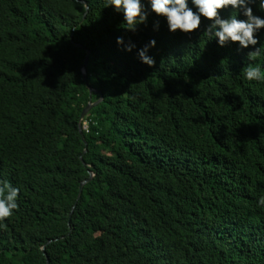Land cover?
I'll use <instances>...</instances> for the list:
<instances>
[{
	"label": "trees",
	"instance_id": "trees-1",
	"mask_svg": "<svg viewBox=\"0 0 264 264\" xmlns=\"http://www.w3.org/2000/svg\"><path fill=\"white\" fill-rule=\"evenodd\" d=\"M107 3L0 0V264H264V28L220 46L203 16L170 32L142 0L133 32Z\"/></svg>",
	"mask_w": 264,
	"mask_h": 264
},
{
	"label": "clouds",
	"instance_id": "clouds-1",
	"mask_svg": "<svg viewBox=\"0 0 264 264\" xmlns=\"http://www.w3.org/2000/svg\"><path fill=\"white\" fill-rule=\"evenodd\" d=\"M191 2L196 11L188 6V0H149L151 10L157 16L166 18L170 32L179 30L189 34L200 27L203 16L211 21L205 31L210 37L218 38L220 46H224L228 42H238L239 47L243 49L258 44L256 33L264 28V18L255 15L250 7L251 4L257 3V0H191ZM109 5L114 6L117 12H123L127 30L134 32L138 24L145 23L147 20L148 14L142 0H108L106 6ZM229 6L238 11L242 10L246 19H237V15L221 18V12ZM258 9L264 11V0H258ZM117 43L122 44L123 37H117ZM155 44L156 41L151 40L138 53L141 61L149 66L153 65L155 61L146 55V52L149 47H154ZM132 47L134 45H129L127 50L131 51ZM258 55L259 48H255L247 54V57L249 60H255ZM244 76L248 81L264 79L260 68L253 66L246 69ZM18 194L19 189L12 187L8 182L0 185V222L10 217L12 211L18 207L16 203ZM259 205L264 206V197L260 198Z\"/></svg>",
	"mask_w": 264,
	"mask_h": 264
},
{
	"label": "water",
	"instance_id": "water-1",
	"mask_svg": "<svg viewBox=\"0 0 264 264\" xmlns=\"http://www.w3.org/2000/svg\"><path fill=\"white\" fill-rule=\"evenodd\" d=\"M78 47H80V46H78ZM89 54H90V51H87V56H86V58H85L84 67L87 65V61H88V58H89ZM83 76H84V79L86 80L87 75H86V70H85V69L83 70ZM90 89H91V93H93V92L95 91L93 88H90ZM102 100H103V98H102L99 102H97V103H90V104L88 105V107L83 111L82 116H81V120H83V119L88 115V113H89V112H90V111H91L96 105L100 104V103L102 102ZM80 122H81V121H80ZM79 133H80V135H81V137H82L83 142H85L84 134L82 133V129H81V124H80V123H79ZM85 153H86V151H85ZM81 160L83 161L82 157H81ZM83 163H84V161H83ZM89 175H90V177H89L88 180L85 181V183L91 181L92 178L94 177V176L91 174V172H89ZM83 185H84V183L81 184V186H80V191L82 190V186H83ZM42 251H43V253L45 254V249H44V247L42 248Z\"/></svg>",
	"mask_w": 264,
	"mask_h": 264
},
{
	"label": "bare ground",
	"instance_id": "bare-ground-1",
	"mask_svg": "<svg viewBox=\"0 0 264 264\" xmlns=\"http://www.w3.org/2000/svg\"><path fill=\"white\" fill-rule=\"evenodd\" d=\"M85 67H86V66H85ZM85 67L83 68V70L85 69ZM83 70H82V74H83ZM85 70H86V69H85ZM95 109H96V107H95ZM95 109H94V110H95ZM89 182H90V181H89ZM82 183H84V185H85V184L88 183V182L85 183V181H84V182H82ZM82 183H81V184H82ZM84 185H83V186H84ZM80 186H81V185H80ZM83 186H82V190H83ZM82 190L79 192V196H78L76 202H78V201L80 200V198H81V194H82ZM7 227H8V226H7ZM8 231H9V230H8ZM6 232H7V231H6ZM6 232H5V233H6ZM6 234H7V233H6ZM1 236H2V235H1ZM7 243H8V242H7ZM9 243H10V242H9ZM5 244H6V243H5ZM6 245H7V244H6ZM9 245H10V244H9ZM3 247H5V246H3ZM8 248H10V247H8ZM12 248H13V247H12ZM0 249H1V248H0ZM8 251H9V250H8ZM11 251H12V250H11ZM15 251H16V250H15ZM45 252H46V251H45Z\"/></svg>",
	"mask_w": 264,
	"mask_h": 264
},
{
	"label": "built area",
	"instance_id": "built-area-1",
	"mask_svg": "<svg viewBox=\"0 0 264 264\" xmlns=\"http://www.w3.org/2000/svg\"><path fill=\"white\" fill-rule=\"evenodd\" d=\"M83 130L88 133V122L87 121H83Z\"/></svg>",
	"mask_w": 264,
	"mask_h": 264
},
{
	"label": "rangeland",
	"instance_id": "rangeland-1",
	"mask_svg": "<svg viewBox=\"0 0 264 264\" xmlns=\"http://www.w3.org/2000/svg\"><path fill=\"white\" fill-rule=\"evenodd\" d=\"M82 161V160H81ZM83 162V161H82Z\"/></svg>",
	"mask_w": 264,
	"mask_h": 264
}]
</instances>
